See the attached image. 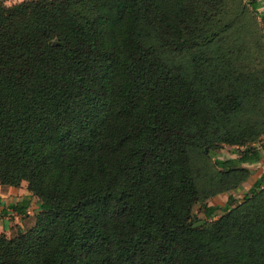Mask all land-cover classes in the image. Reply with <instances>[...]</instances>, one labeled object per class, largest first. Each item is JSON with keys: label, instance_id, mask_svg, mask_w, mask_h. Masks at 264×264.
I'll return each instance as SVG.
<instances>
[{"label": "trees", "instance_id": "trees-1", "mask_svg": "<svg viewBox=\"0 0 264 264\" xmlns=\"http://www.w3.org/2000/svg\"><path fill=\"white\" fill-rule=\"evenodd\" d=\"M228 1H0V187L26 183L40 211L0 198L24 225L0 233V264H264L257 213L230 198L203 205L205 221L222 214L209 225L194 215L210 147L247 143L228 125L256 89L204 52ZM262 150L216 160L218 193L245 183Z\"/></svg>", "mask_w": 264, "mask_h": 264}, {"label": "rangeland", "instance_id": "rangeland-1", "mask_svg": "<svg viewBox=\"0 0 264 264\" xmlns=\"http://www.w3.org/2000/svg\"><path fill=\"white\" fill-rule=\"evenodd\" d=\"M257 2L258 11H253L250 2ZM258 15H264V0H229L223 8L214 11L211 15L214 27L221 36L204 52H210L213 56V69L221 68L229 71L243 73L249 77L255 88H251V94L245 97L244 105L238 116H235L228 125L232 130L247 133V143L244 147L230 146L217 142L210 147V155L206 157V165L203 171L200 190L206 193L204 204H198L194 208V215L201 222L199 225H209L222 217L217 213L213 221H205L202 207L209 204L224 207L233 199V211L241 208L247 214L257 213L260 219H264V187H261L256 195L250 194L253 185L264 176V153L263 160L258 164L247 165L246 170L251 172L248 180L241 184L236 190L226 193H218L222 187L219 182L223 181L220 170L215 167V161H226L237 159L239 152L246 148H252L263 152L264 147V31L262 21ZM199 54V53H198ZM170 60L175 65L191 66L190 57L187 54L181 56L170 55ZM212 70V69H211ZM251 84V86L253 85ZM11 191V190H10ZM5 196L2 210L10 205L17 204L25 198L31 201L29 215L34 217L38 214V200L27 191V184L23 183L21 188L12 190ZM252 198L253 203H247L246 197ZM262 197L260 200L257 197ZM19 201V202H17ZM205 224L203 225V223ZM22 227L23 220L16 215L0 213V233L10 236V230Z\"/></svg>", "mask_w": 264, "mask_h": 264}, {"label": "crops", "instance_id": "crops-1", "mask_svg": "<svg viewBox=\"0 0 264 264\" xmlns=\"http://www.w3.org/2000/svg\"><path fill=\"white\" fill-rule=\"evenodd\" d=\"M6 7H12V6H14V5H18V4H21V3H23V2H25V1H27V0H0ZM246 167V166H245ZM0 190H1V187H0ZM11 191L12 190H15V189H10ZM9 190V191H10ZM10 191V192H11ZM4 197L5 196H3V195H1V192H0V198L2 199V201H4L5 199H4ZM17 202H19V201H17Z\"/></svg>", "mask_w": 264, "mask_h": 264}]
</instances>
